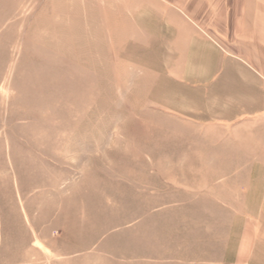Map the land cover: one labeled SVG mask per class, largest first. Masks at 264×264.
<instances>
[{
	"label": "rangeland",
	"instance_id": "rangeland-1",
	"mask_svg": "<svg viewBox=\"0 0 264 264\" xmlns=\"http://www.w3.org/2000/svg\"><path fill=\"white\" fill-rule=\"evenodd\" d=\"M217 2L0 0V264H264Z\"/></svg>",
	"mask_w": 264,
	"mask_h": 264
},
{
	"label": "crops",
	"instance_id": "crops-1",
	"mask_svg": "<svg viewBox=\"0 0 264 264\" xmlns=\"http://www.w3.org/2000/svg\"><path fill=\"white\" fill-rule=\"evenodd\" d=\"M200 28L211 33L213 43L224 51L217 50L220 60L230 66L227 71L220 69L219 75L212 74L211 79L235 82L234 103L239 114L231 121L264 110V0H218L213 22ZM197 40L206 42L201 35Z\"/></svg>",
	"mask_w": 264,
	"mask_h": 264
}]
</instances>
